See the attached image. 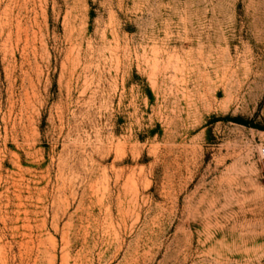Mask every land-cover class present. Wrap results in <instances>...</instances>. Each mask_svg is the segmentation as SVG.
Instances as JSON below:
<instances>
[{
    "label": "rangeland",
    "instance_id": "rangeland-1",
    "mask_svg": "<svg viewBox=\"0 0 264 264\" xmlns=\"http://www.w3.org/2000/svg\"><path fill=\"white\" fill-rule=\"evenodd\" d=\"M264 0H0V264H264Z\"/></svg>",
    "mask_w": 264,
    "mask_h": 264
},
{
    "label": "built area",
    "instance_id": "built-area-1",
    "mask_svg": "<svg viewBox=\"0 0 264 264\" xmlns=\"http://www.w3.org/2000/svg\"><path fill=\"white\" fill-rule=\"evenodd\" d=\"M261 156L264 158V146L261 149Z\"/></svg>",
    "mask_w": 264,
    "mask_h": 264
}]
</instances>
